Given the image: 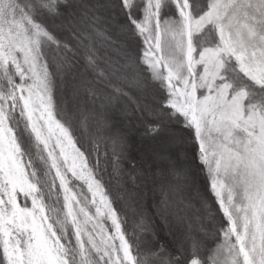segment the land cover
<instances>
[{"label":"snow or ice","instance_id":"6c2138e0","mask_svg":"<svg viewBox=\"0 0 264 264\" xmlns=\"http://www.w3.org/2000/svg\"><path fill=\"white\" fill-rule=\"evenodd\" d=\"M111 110L158 144L133 224ZM185 145L218 225L186 224ZM0 264H264V0H0Z\"/></svg>","mask_w":264,"mask_h":264},{"label":"trees","instance_id":"16d2710c","mask_svg":"<svg viewBox=\"0 0 264 264\" xmlns=\"http://www.w3.org/2000/svg\"><path fill=\"white\" fill-rule=\"evenodd\" d=\"M85 2L89 1L85 0ZM90 2H95V0ZM100 2L103 3L105 0H100ZM108 114L113 117L117 127L127 130L129 140V159L132 160L135 163L136 168L140 170L139 173L134 171L127 161L121 164V168L125 174L119 178L121 183L118 185V187L121 190L126 189L127 192L131 194V196H125L124 199L118 201L117 206L122 207L127 212L129 224H133L136 219L135 213L140 209H143L147 215H154L157 213L158 206L164 199V196L160 190L159 180L154 179L151 175V171L146 170V167H144L140 160V155H137L138 151L133 148L134 134L132 131L136 130L137 132L141 133L140 126L137 124L133 127L131 118L119 116L116 110H111ZM175 133L177 137L184 135L180 131L178 125L175 128ZM139 137L142 142L147 144L144 146H148L149 149H152V151L158 147L157 142L149 141L142 136ZM185 149L186 151L181 158L184 167V173L179 179L174 177H169L168 179L169 182L173 184L180 183L183 185V194L190 200V206L186 209V224H189L192 228H198L201 224L205 226L210 224L218 225V206L214 200V197L207 189L206 175L199 166L198 162L192 157L190 146L185 145ZM103 150L104 148L102 145L101 151ZM108 172H111L110 165L108 166ZM130 177H135V183L132 182ZM107 179H109L108 176H106V180ZM112 185L114 189L117 187L116 179H112ZM185 202L187 203L188 200ZM209 213H211V218L208 215ZM156 219L158 221L157 230L161 238L171 240L172 236L168 232V228L159 222L158 216ZM171 227L172 231L175 232L177 230L174 224L171 225Z\"/></svg>","mask_w":264,"mask_h":264},{"label":"rangeland","instance_id":"374dc122","mask_svg":"<svg viewBox=\"0 0 264 264\" xmlns=\"http://www.w3.org/2000/svg\"><path fill=\"white\" fill-rule=\"evenodd\" d=\"M88 1L90 2V1H94V0H88ZM132 133L134 134L133 135V139H134L133 140V142H134L133 148H135L138 151L137 155L138 154L140 155V160H141L142 164L144 165V167H146V170L150 171V168H151L150 160H151L153 151L151 148L149 149L148 146H147L148 148L146 146H144L147 144L140 140V137H139V136H141L140 132L133 130ZM135 140H136V142H135Z\"/></svg>","mask_w":264,"mask_h":264}]
</instances>
